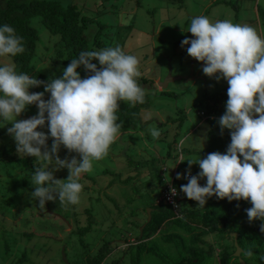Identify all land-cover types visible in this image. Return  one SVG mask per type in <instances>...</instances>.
I'll list each match as a JSON object with an SVG mask.
<instances>
[{
    "label": "rangeland",
    "instance_id": "rangeland-1",
    "mask_svg": "<svg viewBox=\"0 0 264 264\" xmlns=\"http://www.w3.org/2000/svg\"><path fill=\"white\" fill-rule=\"evenodd\" d=\"M60 1L63 5L76 4L82 15L90 18L91 22L84 30L90 50L119 45L126 54L137 57L141 73L137 82L147 94L149 106L140 111L142 126L127 133L120 132L108 155L94 161L90 173L82 174L79 182L84 187L79 203L75 205L56 200L46 201L45 207H40L31 195L35 187L32 176L43 162L17 153L13 148L9 158L0 162V264H89L90 257L103 248L111 252L101 264L119 259V264H128L123 252L127 244L135 242L138 228H143L147 222L141 213L142 207L163 188L153 178L154 168L162 171L164 179L170 178L175 172L176 175L186 172L187 161L191 160V173L200 171L195 162L199 157L202 159L198 152L209 145L211 125L199 114L200 111L209 114L208 102L203 99L228 86L226 80L217 81L203 74V62L187 55L186 49L190 45L181 47L183 39L194 38L188 32L191 18L203 15L212 22L228 19L233 23L248 24L264 37V0H184L181 7L169 0ZM29 24L38 34L31 64L44 74L62 75L61 59L53 58V43L58 37L51 35L37 17L30 18ZM101 25L105 26L99 36L103 46L92 47ZM0 62L13 63L9 56L0 58ZM97 65L99 67L98 62ZM168 71L172 77L181 79L160 88L159 83ZM38 92H44V89ZM48 98L49 93L45 92L44 99ZM37 112L35 104L28 105L17 120L28 119ZM11 126L10 121L0 118V146H16L7 132ZM153 128L160 132L156 139L151 135ZM37 130L47 134V122L43 129ZM227 131L230 138V130ZM46 143L50 147L52 139L49 137ZM221 146L218 152L223 154L226 152L225 140ZM58 155L61 159L65 156L79 159L78 154L68 153L63 146ZM67 175L66 168L54 172V178L58 179H66ZM132 184L135 189L130 190ZM137 195L132 199L131 196ZM125 204L129 210H140L137 216H131L128 208H123ZM85 210L91 211L92 219L86 216ZM132 222L140 227L135 228ZM153 238H156L153 243H159L167 256L175 254L170 245L172 242L160 243L158 235ZM209 238L211 241L214 236ZM230 241L224 239L222 245H230ZM215 252L220 253L221 248L215 246ZM85 258H89L87 262ZM215 260L214 256H208L203 264H215ZM246 261V264H262ZM145 264L164 263L158 256H153L146 259Z\"/></svg>",
    "mask_w": 264,
    "mask_h": 264
},
{
    "label": "clouds",
    "instance_id": "clouds-1",
    "mask_svg": "<svg viewBox=\"0 0 264 264\" xmlns=\"http://www.w3.org/2000/svg\"><path fill=\"white\" fill-rule=\"evenodd\" d=\"M188 32L194 38L181 41V47L190 45L187 55L203 62L204 75L227 82L226 110L218 124L221 133L230 130V144L223 154L216 151L199 157L196 175H191L193 162L188 160L183 176L188 182L180 191L199 207L212 196L249 201L252 206L245 209L248 221L261 220L260 231L264 232V37L251 25L228 19L212 22L203 15L191 18ZM22 40L12 26H0V58L24 53ZM138 65L137 57L126 54L119 45L81 51L61 77L48 81L18 73L13 63L0 62V118L12 125L7 132L17 153L43 162L32 176L35 187L31 195L40 207L46 201L79 203L84 187L80 177L90 173L93 162L104 159L119 138L121 124L116 122V112L120 101L144 102L145 92L137 82L141 75ZM80 66L89 73L85 78L77 72ZM41 85L44 92H29ZM45 92L50 93L47 100ZM32 104L37 106V114L17 120ZM46 122L47 134L37 130ZM151 135L156 139L160 132L153 128ZM49 137L50 147L46 143ZM61 146L79 159H61ZM65 168L66 179L54 178L55 171ZM180 178L177 173L176 179ZM204 178L206 183L201 186L199 181ZM176 191L170 188L172 195ZM246 255L252 256V252Z\"/></svg>",
    "mask_w": 264,
    "mask_h": 264
},
{
    "label": "trees",
    "instance_id": "trees-1",
    "mask_svg": "<svg viewBox=\"0 0 264 264\" xmlns=\"http://www.w3.org/2000/svg\"><path fill=\"white\" fill-rule=\"evenodd\" d=\"M169 1L179 4V7H181L184 0ZM258 13L260 12L258 11ZM33 17L39 18L45 29L51 35L58 37L57 41L53 43L55 47V56L53 58L54 60L61 59L64 68L67 67L70 60L77 58L81 51L90 50L84 36V30L87 28L88 23L91 22L90 18L82 15L81 8L76 4L67 3L63 5L60 0H0V26L4 24L12 26L16 34L23 38L24 53L17 54L15 57L9 56L13 64H15L16 71L18 73H26L30 77H36L41 81L61 77L62 75L44 74L31 64L38 41L37 31L29 24L30 18ZM262 18L264 19V13ZM104 27L101 25V28L97 30L92 47L101 48L103 46L99 36ZM93 63L97 64V61H93ZM77 72L81 78L89 75L83 66H80ZM227 87L221 92L206 96L203 99L208 102L207 108L209 111L207 112L209 114H205L204 111L200 112L211 125L208 131L209 145L205 150L198 152L202 158H205L209 153L218 151L222 147L223 140H225L226 144L225 150L230 144L227 129H224L221 133L218 124L219 118L226 110ZM41 89H44L42 85L30 88L29 92H38ZM148 106L149 99L147 94L144 96L143 103L133 105L120 101V107L116 112L118 117L116 122L121 124L120 132L127 133L139 129L142 126L140 123V111L143 108H148ZM13 148L16 149V146L8 148L0 146V162H5L9 158L14 152ZM154 173L155 177L153 178L156 179L158 186L160 183L163 188L161 191H157L158 193L153 197L154 199L152 198L144 203L141 213H144L146 220V210L149 209L150 218L144 223L142 230L140 231L138 228L140 226H136L137 224H133L134 221L132 222L133 226L135 225L138 230L136 231L135 242L127 244V248L123 252V255L128 258V264H145V260L153 256H158L164 264H203L208 256L216 258L215 264H239L238 259L233 256L235 247L233 238L230 237L231 233L237 234V244L242 250L240 258L245 264L247 259L264 264V232L260 231L262 221L259 219L252 222L248 221L245 209L252 206L249 201L233 200L230 202L226 198L218 199L212 196L206 198L204 207H199L196 201L189 200L180 191L181 185H186L188 182L187 179L183 178L186 172L181 174L180 179H176V173L172 177L164 179L162 171L160 173L156 168H154ZM196 174L191 173V175ZM164 180H172L171 183L177 190L176 208L174 204L164 202L161 196L166 187H164ZM199 183L204 186L206 178L201 179ZM146 186L148 187V185ZM132 188L135 189L133 184L130 186V190ZM138 196L131 197L133 199ZM139 211L137 209L129 210V213L131 216H137ZM84 213L92 219L91 211L85 210ZM117 214L119 216L120 212ZM155 235L159 236L158 241L160 243L164 241L172 242L170 245L175 252L172 257L167 256L160 249L159 243H153V240L156 239L153 238ZM213 236L214 239L210 241L209 237ZM224 239L231 240L230 245H222ZM121 244L119 245L120 249ZM215 246L221 248L220 253L215 252ZM229 249L231 250L229 251ZM248 251L252 252V256L246 255ZM110 252L111 250L106 251L105 248L99 249L95 256L90 257L89 264H101ZM88 259L85 258V262ZM119 261L121 259L113 260L109 264H119ZM76 264H79V262Z\"/></svg>",
    "mask_w": 264,
    "mask_h": 264
},
{
    "label": "water",
    "instance_id": "water-1",
    "mask_svg": "<svg viewBox=\"0 0 264 264\" xmlns=\"http://www.w3.org/2000/svg\"><path fill=\"white\" fill-rule=\"evenodd\" d=\"M178 79H181V78L180 77H176V78L172 77L171 76V72L168 71L167 76L164 78L163 82L162 83H159V87L164 89V88L167 87V85L170 82H172L174 80H178ZM146 212H147V221H148L149 218H150V210L147 209ZM140 231H141V228H140ZM230 237L233 238V244H234V247H235V252L233 253V256L235 258H238L239 264H245L244 261L240 258V254H241V251L242 250L239 248V246L237 244V234L236 233H231L230 234ZM62 256H63V260H65L64 249H62Z\"/></svg>",
    "mask_w": 264,
    "mask_h": 264
},
{
    "label": "built area",
    "instance_id": "built-area-1",
    "mask_svg": "<svg viewBox=\"0 0 264 264\" xmlns=\"http://www.w3.org/2000/svg\"><path fill=\"white\" fill-rule=\"evenodd\" d=\"M201 116L203 115L202 112L199 113ZM175 174V173H174ZM166 182V187L163 190V192L161 193V196L164 200V202L169 203V204H174V207L176 208V204H175V200L177 199L178 193L176 191L175 195H172L170 193V188L173 187L172 185V180H164Z\"/></svg>",
    "mask_w": 264,
    "mask_h": 264
}]
</instances>
